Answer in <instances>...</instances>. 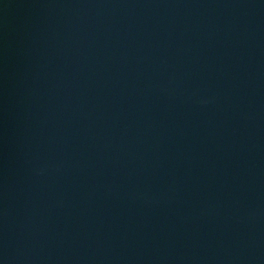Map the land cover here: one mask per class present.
<instances>
[{
  "label": "water",
  "instance_id": "water-1",
  "mask_svg": "<svg viewBox=\"0 0 264 264\" xmlns=\"http://www.w3.org/2000/svg\"><path fill=\"white\" fill-rule=\"evenodd\" d=\"M0 264H264V0H0Z\"/></svg>",
  "mask_w": 264,
  "mask_h": 264
}]
</instances>
